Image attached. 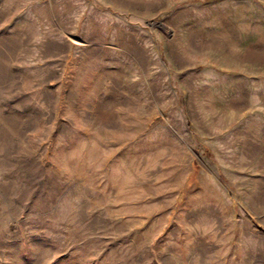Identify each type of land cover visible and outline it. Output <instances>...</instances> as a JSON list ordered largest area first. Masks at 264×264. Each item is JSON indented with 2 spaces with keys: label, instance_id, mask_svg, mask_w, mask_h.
Masks as SVG:
<instances>
[{
  "label": "rangeland",
  "instance_id": "374dc122",
  "mask_svg": "<svg viewBox=\"0 0 264 264\" xmlns=\"http://www.w3.org/2000/svg\"><path fill=\"white\" fill-rule=\"evenodd\" d=\"M0 264H264V0H0Z\"/></svg>",
  "mask_w": 264,
  "mask_h": 264
}]
</instances>
